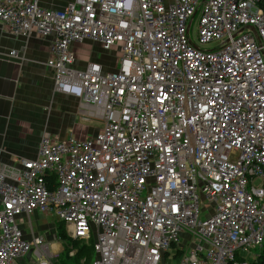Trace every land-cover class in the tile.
<instances>
[{"label":"built area","instance_id":"obj_1","mask_svg":"<svg viewBox=\"0 0 264 264\" xmlns=\"http://www.w3.org/2000/svg\"><path fill=\"white\" fill-rule=\"evenodd\" d=\"M0 25L53 32L55 90L102 121L95 136L43 134L35 159L0 163V264H54L63 240L53 251L16 223L34 212L68 242L94 236L90 264H159L180 236L178 264H248L241 253L264 241V0H0ZM82 40L118 50L115 70L71 67ZM199 194L213 204L204 219Z\"/></svg>","mask_w":264,"mask_h":264},{"label":"crops","instance_id":"obj_2","mask_svg":"<svg viewBox=\"0 0 264 264\" xmlns=\"http://www.w3.org/2000/svg\"><path fill=\"white\" fill-rule=\"evenodd\" d=\"M36 1L41 8L62 10L71 0ZM54 37L53 32L41 35L36 30L28 37H15L0 25V163L14 164L15 158L35 159L43 134L59 141L69 136L83 140L101 131L100 119L78 112L76 97L55 90L53 71L46 66ZM71 49L75 56L71 67L82 69L94 62L102 73L116 68V55L103 50L98 41L82 40L72 43ZM11 50L20 57L10 58ZM49 217L54 220L48 214L34 212L15 219L23 238L30 240L32 233L42 235V230L53 228ZM51 245L53 251L61 250L56 242Z\"/></svg>","mask_w":264,"mask_h":264},{"label":"rangeland","instance_id":"obj_3","mask_svg":"<svg viewBox=\"0 0 264 264\" xmlns=\"http://www.w3.org/2000/svg\"><path fill=\"white\" fill-rule=\"evenodd\" d=\"M197 18H198V15L196 14V16L194 17L193 22L191 24V27H190V35L194 41L196 40V21H197ZM204 47L209 48V47H211V45H205ZM112 52L114 53V55H116V58H118L120 56L118 50L115 51V49H113ZM199 202H200V206L202 209L200 218L204 219L209 215V213H210L209 209L211 208V206L213 204L208 202L204 198V196H202L201 194H199ZM54 220L51 217H49L48 221L52 222L53 228L49 229V230H44L45 232L42 230L41 233H42V236L44 237V240L46 242L47 241L50 243L56 242L57 244L60 245V242L58 240L52 239V235H55V233H56V227H57V223H58V222H54ZM80 241H83V240H80ZM92 241H94V236L92 238ZM71 242L72 241L68 242L69 245H71L70 244ZM83 242L88 243V241H83ZM187 243H188L187 239H185L184 236H180V240L178 241V243L176 244L175 247H173V246L169 247L167 253H165L163 251L161 252V258H160L159 264H178L182 252L177 251L176 249L181 248L184 251H187ZM75 251H76V248H75ZM93 253H94V251H93ZM261 254H264V241L261 244V246L251 247L247 253H244V252L241 253L243 258H245V259L247 258V261H252L257 256H259ZM94 256H95V253H94ZM83 259L84 258H81L82 261H83ZM25 261H23L22 263H25ZM53 263L54 264H72L73 262H71V258H66L65 255L60 252L59 256L53 259Z\"/></svg>","mask_w":264,"mask_h":264},{"label":"trees","instance_id":"obj_4","mask_svg":"<svg viewBox=\"0 0 264 264\" xmlns=\"http://www.w3.org/2000/svg\"><path fill=\"white\" fill-rule=\"evenodd\" d=\"M260 5L262 3L260 2ZM56 236L63 240L64 244L62 246L61 253L65 255L66 258H71L72 264H90L91 261L95 258L93 253V241L92 239L88 240V243L83 241H72L70 244L74 249L73 256H69V243L68 238L65 235L64 226L62 223L58 222L56 227ZM92 242V243H91ZM76 251H75V248ZM81 258H84L83 261ZM248 264H264V254L257 256L254 260L248 261Z\"/></svg>","mask_w":264,"mask_h":264},{"label":"water","instance_id":"obj_5","mask_svg":"<svg viewBox=\"0 0 264 264\" xmlns=\"http://www.w3.org/2000/svg\"><path fill=\"white\" fill-rule=\"evenodd\" d=\"M248 29L253 33V34H255L256 35V32H255V30H254V28L253 27H248Z\"/></svg>","mask_w":264,"mask_h":264},{"label":"bare ground","instance_id":"obj_6","mask_svg":"<svg viewBox=\"0 0 264 264\" xmlns=\"http://www.w3.org/2000/svg\"><path fill=\"white\" fill-rule=\"evenodd\" d=\"M242 31H243V29H240V30H239V33L242 32Z\"/></svg>","mask_w":264,"mask_h":264},{"label":"clouds","instance_id":"obj_7","mask_svg":"<svg viewBox=\"0 0 264 264\" xmlns=\"http://www.w3.org/2000/svg\"><path fill=\"white\" fill-rule=\"evenodd\" d=\"M248 27H250V26H248ZM255 30V29H254ZM255 35V34H254Z\"/></svg>","mask_w":264,"mask_h":264}]
</instances>
